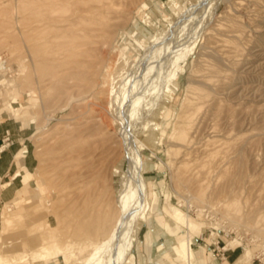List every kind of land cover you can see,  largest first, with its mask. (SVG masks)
I'll return each instance as SVG.
<instances>
[{"label": "rangeland", "instance_id": "obj_1", "mask_svg": "<svg viewBox=\"0 0 264 264\" xmlns=\"http://www.w3.org/2000/svg\"><path fill=\"white\" fill-rule=\"evenodd\" d=\"M0 73L35 162L6 264H188L189 235L264 264V0H0Z\"/></svg>", "mask_w": 264, "mask_h": 264}, {"label": "crops", "instance_id": "obj_2", "mask_svg": "<svg viewBox=\"0 0 264 264\" xmlns=\"http://www.w3.org/2000/svg\"><path fill=\"white\" fill-rule=\"evenodd\" d=\"M11 114L9 111H4ZM3 113V112H2ZM13 120V121H12ZM30 128H24L21 121L6 119L5 116L0 117V201H10L16 191L18 195L27 188L32 190L31 185L29 184V176L25 173V169L31 172L35 167V162L32 156L30 155L29 141L30 136L28 135ZM10 139L9 142L6 139ZM5 140V144L2 142ZM20 186V188H18ZM25 187V188H24ZM15 198V199H16ZM11 203V202H10ZM193 245V243H192ZM191 245V248H192ZM200 251L203 252L204 259L202 264H215L214 260H210V253L203 251V248L200 247ZM193 250V249H192ZM177 255V252L175 250ZM214 259L218 260L221 264H231V261H236L234 264L238 263L239 258L237 257L238 251L235 249H225L220 247L219 252L216 254V249H213ZM178 256V255H177ZM194 261H196L195 252L193 251ZM212 258V257H211ZM238 258V259H237ZM237 259V260H236ZM169 264H172L170 261Z\"/></svg>", "mask_w": 264, "mask_h": 264}, {"label": "bare ground", "instance_id": "obj_3", "mask_svg": "<svg viewBox=\"0 0 264 264\" xmlns=\"http://www.w3.org/2000/svg\"><path fill=\"white\" fill-rule=\"evenodd\" d=\"M5 84L13 85L11 81L4 79L3 73H0V86H4ZM13 101H14V98H11V95L9 93L5 92V96L0 97V113H2L4 111H9L11 114L17 115L18 110H15L13 108V106L11 105ZM27 187H29V186H27ZM27 187L18 195V197L15 199V201L16 200H18V201L23 200L26 196H28V194L30 193L31 190ZM2 211H5V210H2ZM2 220H3L2 221L3 227H2V230L0 231V233L6 232L10 227H12L13 222H14V217L11 214H9L7 211H5L3 213ZM172 220L177 225L181 224V225L185 226L189 231H193L192 234H195L194 232H196L199 229V225H197L193 220H191L190 216L182 213V211L179 209H174ZM193 240H192V236L189 235L186 239H181L178 246L175 247L178 257L182 258L183 261H187L188 264H192V261L194 259L193 250L191 248ZM129 250H130V244L128 245V248H127V251H129ZM16 256L18 258L19 255H16ZM25 257L26 256H20L18 259L12 260L11 264H22L24 262V259L26 260ZM65 258L68 260L67 256ZM249 261H250L249 256H245V257H242L240 259V264H249ZM6 263H8V262L5 259L0 258V264H6Z\"/></svg>", "mask_w": 264, "mask_h": 264}, {"label": "built area", "instance_id": "obj_4", "mask_svg": "<svg viewBox=\"0 0 264 264\" xmlns=\"http://www.w3.org/2000/svg\"><path fill=\"white\" fill-rule=\"evenodd\" d=\"M9 140H10L9 138H8V139H6V141H8V142H9ZM6 141H5V140H3L2 144L4 145Z\"/></svg>", "mask_w": 264, "mask_h": 264}]
</instances>
